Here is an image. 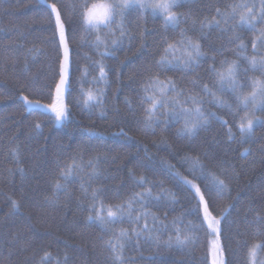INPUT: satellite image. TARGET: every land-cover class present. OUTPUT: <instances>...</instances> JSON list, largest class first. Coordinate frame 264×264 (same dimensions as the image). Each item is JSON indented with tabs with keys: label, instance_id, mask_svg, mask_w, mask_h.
Returning <instances> with one entry per match:
<instances>
[{
	"label": "trees",
	"instance_id": "trees-1",
	"mask_svg": "<svg viewBox=\"0 0 264 264\" xmlns=\"http://www.w3.org/2000/svg\"><path fill=\"white\" fill-rule=\"evenodd\" d=\"M241 1L185 0L176 10L178 26H166L150 12L130 9L124 20L127 38L114 50L110 46L109 55L101 56L106 50L95 46V34L85 29L78 9L73 8L81 0H0V264H41L45 253L49 254L47 264H119L107 241L113 238L112 232H132L139 226L125 218L108 226V231L99 222H90L89 196L92 190L101 189V199L107 205L123 204L143 191L136 184L140 176L151 182L153 196L160 197L158 201L146 199V210L168 228L161 230L160 243L143 235L138 242L135 236L122 241L125 264H211V236L197 212L194 190L167 167L174 165V172L194 180L202 189L207 187L199 173L190 174V166L181 159L185 154L199 156L228 185L223 195H213L212 205L213 215L220 220L224 264H250L249 247L264 242V222L259 219L264 218V124L257 123L252 136L241 137L238 119L229 108L207 104L206 108L229 122L234 139H229L227 128L213 118L194 137L177 135L181 124L166 116L161 117L155 133L144 130L140 123L145 115L142 83L149 71L160 72L155 61L164 40L179 41L182 31L199 40L205 58L194 71L177 68L164 72L160 79L170 78L186 91L198 93L190 81L210 82L209 67L227 59L239 64L242 84L264 80V73L253 70L244 59L264 55V44L260 43L264 23L252 29L241 25L239 16L235 20L229 17L228 23L219 27L214 23L220 19L217 9L230 13ZM53 2L66 12L70 49V84L64 93L70 115L59 123L50 111L29 109L22 99L27 95L49 104V89L55 97L63 46L58 43L50 15ZM101 34L114 38L108 30ZM236 36L243 41L244 51L238 42H231ZM97 64L107 72L104 83L92 82L99 76ZM84 69L88 70L87 77ZM96 89L104 91L103 106L88 110L81 92ZM224 98L232 102L230 94L225 93ZM256 116L264 120V113L256 112ZM73 157L77 163L80 157L85 164L93 161L97 175H90L93 168L84 167L60 180L67 191L56 193L54 183L60 179V168L71 165ZM166 191L175 193L177 202L162 195ZM176 219L184 221L182 230L189 226L195 229L193 244L164 246L163 241L174 236L171 225ZM256 264H264V250L256 253Z\"/></svg>",
	"mask_w": 264,
	"mask_h": 264
},
{
	"label": "snow or ice",
	"instance_id": "snow-or-ice-1",
	"mask_svg": "<svg viewBox=\"0 0 264 264\" xmlns=\"http://www.w3.org/2000/svg\"><path fill=\"white\" fill-rule=\"evenodd\" d=\"M181 6L182 0H81L73 8L74 10L78 9L85 29L95 34V46L97 48L103 47L106 50L100 53L101 56H104L110 54L107 51L110 46L114 50L120 47L123 40L127 38L124 20L130 9L150 12L153 16L160 17L166 26H178L180 16L176 10ZM49 8L50 15L54 17V32L58 33V43L63 46V61L59 66L58 82L55 83V97H52V90L49 89V99L52 101L49 104H42L39 98L29 99L27 95L23 96L22 99L29 109L44 108L50 110L54 115L55 121L59 123L68 120L70 115L68 107L64 103V93L70 84L68 79L70 49L65 25L66 12L62 11L61 6L55 2L51 3ZM217 15L220 16V19L214 22L217 27L222 22L228 23L229 17L235 20L239 16L241 25H247L255 29L257 23H264V0H260L258 5L256 3L235 4L232 6L230 13H221L217 9ZM257 17H259V20H257ZM113 26H116L115 31L112 30ZM102 30H108L114 38L108 39L107 36L101 34ZM117 32L119 33L118 37L116 36ZM261 35H264V32ZM231 42H238L240 50H245V45L239 36H236ZM260 43L264 44V40H261ZM252 47L255 50V42H253ZM204 58L205 54L201 49L199 40L185 35L183 31L179 41L164 40L159 59L155 61L160 72L154 74L149 71L142 83L141 108L145 115L140 123H142L144 130H150L155 133L156 128L162 122L161 117L166 116L169 120L181 124L177 135L194 137L201 128L208 125L209 118H213L220 120L227 128L229 139H234L229 122L218 116L217 113L212 112L209 108H206V104L212 107L229 108L234 118L238 119L236 127L241 137L252 136L255 125L257 123L264 124V120L256 116V112L264 113V80L252 79L242 84L238 79L240 66L235 60L229 61L225 59L219 63V66L213 63L208 69L210 82H203L201 79L191 80L192 86L199 89L198 93L186 91L170 78L160 79V75L164 72L177 68L194 71L195 68L200 66L201 59ZM244 59L248 61L253 70H259L264 73V55H261L259 59L256 56L244 57ZM96 69L99 72V76L94 78L92 82H106L108 76L105 67L102 64H97ZM84 75L87 77V69H84ZM246 87L251 90L245 92L243 89ZM39 91L42 92V90ZM225 93L230 94L231 103L224 98ZM81 95L83 96V106L88 110L102 108L103 89H96L95 91L82 90ZM101 114L103 115V113ZM35 127L39 129L40 125L37 123ZM121 134L126 135L123 131ZM161 143L167 144V141L162 140ZM245 152H248V149H245ZM181 159L183 163L190 166V174L199 173V178L208 182L207 187L202 189L200 184L195 183L194 180L180 176L178 172H174V165H168V170L173 172L176 178L184 185L194 189L193 195L197 200V212L202 214V222L206 224L207 229L211 230L213 235L219 236L220 220L213 215V195H223L228 190V185L225 179L209 170L199 156L185 154ZM84 167L93 168L94 171L90 175H97L93 161L89 160L85 164L83 158L80 157V163H77V157H73L71 165L65 164L60 168V179L54 183L55 192H66L67 188L60 183V180H67L75 172L83 171ZM150 183L147 178L140 176L136 180V184L143 191L134 193L132 198L123 204L107 205L101 199V189L92 190L89 196L92 201L88 209L91 213L88 216L90 222H99L108 231H111L108 226L121 223L125 218L130 223H135L139 226L138 229H134L132 232L126 229L112 232L113 238L107 241L109 250L119 264H125L122 255L125 245L122 241L135 236L138 242L143 235L160 243L161 230L166 231L168 228V225L160 221L159 217L146 210V199L157 201L160 199V197L153 196L152 187L149 186ZM82 189L85 192L88 191L87 188H83V185ZM162 195L168 196L173 203L177 202L175 193L166 191ZM13 204L15 205V201H13ZM134 205H140L141 207L137 208ZM135 213L139 214L135 215ZM149 217H151V221H149ZM259 219L264 222V218ZM158 222L159 227H157ZM183 224L184 221L182 219L172 221L171 228L174 236L170 235L167 241H163L165 247H172L173 245L187 247L195 242V237L192 235L195 229L189 226L182 230L181 225ZM258 250H264V242L255 243L249 247L250 264H256L255 257ZM221 251L222 249L217 246L213 254V264H224L223 259L216 258ZM48 256V253L44 254L41 258V264H47Z\"/></svg>",
	"mask_w": 264,
	"mask_h": 264
},
{
	"label": "rangeland",
	"instance_id": "rangeland-1",
	"mask_svg": "<svg viewBox=\"0 0 264 264\" xmlns=\"http://www.w3.org/2000/svg\"><path fill=\"white\" fill-rule=\"evenodd\" d=\"M185 1V0H182V2ZM260 0H242L241 2H239L238 4H241V3H245V4H251V3H256L257 5L259 4ZM257 20H259V17H257ZM47 111H50L48 109H46ZM51 112V111H50ZM194 190V189H193ZM209 230V229H208ZM209 233H210V244H209V260H210V263L213 264V254H214V251L215 249L217 248V246L220 247V244H219V236H215L211 233V230H209ZM259 251V250H258ZM257 251V252H258ZM217 259H223V255H222V252L220 253L219 256L216 257ZM255 260H256V257H255ZM224 261V260H223Z\"/></svg>",
	"mask_w": 264,
	"mask_h": 264
}]
</instances>
